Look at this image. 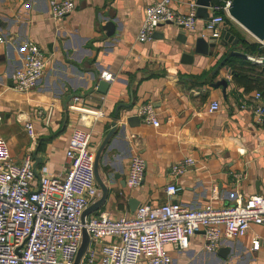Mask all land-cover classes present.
Segmentation results:
<instances>
[{
	"label": "crops",
	"instance_id": "crops-1",
	"mask_svg": "<svg viewBox=\"0 0 264 264\" xmlns=\"http://www.w3.org/2000/svg\"><path fill=\"white\" fill-rule=\"evenodd\" d=\"M50 1L0 0V137L17 163L32 155L35 182L45 165L50 174L66 176L70 167L66 150L73 130L81 126L79 113L68 106L79 95L84 107L105 109V118L92 129L95 155L113 131L98 167L109 187L108 196L85 219L100 213L113 219L129 217L143 203L180 202L196 209L264 195V124L240 105L244 99L255 101L261 90L238 83L227 60L214 72L232 50L245 53L263 70L264 64L257 59L264 53H252L240 43L242 37L257 44L253 34L226 16L220 27L229 26L238 43L217 39L205 55L195 52L196 39L210 37L205 29L208 17L202 14H197L194 31L166 23L156 27L150 40H141L146 8L157 0H73L75 10L62 20L51 17ZM193 3L197 0H171L169 6L188 13ZM109 22L115 27L110 34L105 29ZM30 42L44 50L46 68L32 90L20 92L14 87L13 74L23 66ZM104 71L114 78L103 79ZM222 78L228 82L225 90L223 85L214 86ZM100 81L109 83L105 92L98 88ZM213 101L221 105L216 112L209 111ZM143 104L153 106L159 127L138 115ZM132 116L139 123L129 122ZM27 122L33 123L34 139L26 130ZM135 152L146 161L145 177L141 186L130 188L128 170ZM187 157L194 158L195 164L174 176L172 164ZM174 182L180 191L170 196L166 186ZM101 196L99 187L93 202ZM254 235L261 238L256 251ZM113 241L107 237L104 242ZM204 243L202 231L188 248L177 250L168 244L166 249L173 264H264V225L252 223L246 235L223 240L217 251L206 250ZM221 248L229 250L226 259L218 255ZM88 249L78 264L87 262ZM100 263L97 254L94 264ZM140 264H146L144 258Z\"/></svg>",
	"mask_w": 264,
	"mask_h": 264
},
{
	"label": "built area",
	"instance_id": "built-area-1",
	"mask_svg": "<svg viewBox=\"0 0 264 264\" xmlns=\"http://www.w3.org/2000/svg\"><path fill=\"white\" fill-rule=\"evenodd\" d=\"M171 0H157L147 6L139 32V39L150 40L156 27L170 23L194 31L197 24V7L193 3L184 13L169 6ZM231 0L211 3L212 14L206 18V32L221 39L220 27L225 17H230ZM76 8L73 0H51L50 15L62 20ZM264 50V40L257 38ZM263 64L264 56L257 59ZM46 56L41 46L30 42L25 62L13 74L14 87L20 92L32 90L44 75ZM109 81L113 74L104 71L101 76ZM256 100H241V107L252 111L258 124H264V97L261 92ZM81 96L75 95L68 109L79 113V123L70 137L66 150L70 167L64 178L52 175L47 166L41 168L38 181L32 165V155L17 163L11 155L6 141L0 137V264H78L76 257L86 228L91 246L85 264H94L100 254V264H173V257L166 245L177 250L189 247L191 239L204 233V248L217 251L225 239H236L248 233L251 224L264 225V195H251L245 200L215 207L207 204L201 208H190L180 202H166L159 206L140 204L131 216L110 218L106 213L85 219L81 216L85 208L99 195L95 175V152L91 149L92 129L99 119L106 116L104 108L84 107ZM221 108L218 101L210 104L209 111ZM138 115L154 127L160 126L151 104H143ZM29 136L34 139L32 122L26 123ZM195 164L187 157L172 164L174 176L183 174ZM146 161L138 152L130 159L127 184L130 188L141 186L145 177ZM174 182L166 186L170 196L179 193ZM216 197L215 192L213 197ZM107 237L116 241L104 242ZM261 238L254 235L252 249L259 250ZM19 252V253H18Z\"/></svg>",
	"mask_w": 264,
	"mask_h": 264
},
{
	"label": "water",
	"instance_id": "water-1",
	"mask_svg": "<svg viewBox=\"0 0 264 264\" xmlns=\"http://www.w3.org/2000/svg\"><path fill=\"white\" fill-rule=\"evenodd\" d=\"M211 3L212 0H197V5H198L197 14L198 15L202 14L206 17H209L210 16L209 7L211 6ZM228 14L232 19L237 21L246 30H248L251 34H253L256 38L260 40H264V0H231L230 6L228 8ZM105 29L108 30V34L112 33V31L115 29L114 24L112 22L107 23ZM221 41L224 44L236 45L239 39L236 38L235 35L231 33V31L229 30V26H226L223 30ZM216 45H217L216 38L212 36L208 38L200 37L197 38L195 41V52L207 55L209 54L210 47H215ZM229 56H240L243 58L247 57L245 53H242L237 50H232L228 54V56L221 62V64H219V66L215 69L214 72H216L224 64V62L227 60ZM263 71H264V67H263ZM108 85H109L108 82L100 81L98 84V88L102 92H105ZM220 85H223L225 90V88L228 85L227 80L222 78L221 80L217 81L216 84H214V86L216 87H219ZM130 120H134L136 121V123L138 121L139 123V118L137 116L129 117L128 121L130 122ZM112 132L113 131H111L107 135V137L105 138V140L103 141L102 145L100 146L99 150L96 152L95 155V162H94L95 175H96L97 183L102 190V196L95 202L91 203L87 208H85L81 216L82 222H85V218L87 215L100 209V207L103 205V203L105 202L108 196L109 187L100 176L98 167H99V159L101 152L105 147L107 141L109 140ZM134 207L135 206L132 204V209H134ZM89 242H90V236L86 228H84L82 243L80 245L76 257L77 263L80 261L82 256L87 251ZM227 251H229L228 248H221L218 251L219 257H221L222 259H226Z\"/></svg>",
	"mask_w": 264,
	"mask_h": 264
},
{
	"label": "trees",
	"instance_id": "trees-1",
	"mask_svg": "<svg viewBox=\"0 0 264 264\" xmlns=\"http://www.w3.org/2000/svg\"><path fill=\"white\" fill-rule=\"evenodd\" d=\"M215 2L217 0H214ZM229 20L227 19V22ZM230 22V21H229ZM240 43L246 47V50L255 53L263 54L264 50L259 48L257 43H248L242 37H239ZM227 63L233 68L235 79L238 83L244 84L246 89L257 88L264 95V71L257 64L252 63L246 58L239 56H230ZM252 84V85H249Z\"/></svg>",
	"mask_w": 264,
	"mask_h": 264
}]
</instances>
